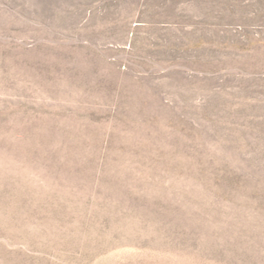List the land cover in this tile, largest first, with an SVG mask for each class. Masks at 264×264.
<instances>
[{
	"label": "rangeland",
	"instance_id": "obj_1",
	"mask_svg": "<svg viewBox=\"0 0 264 264\" xmlns=\"http://www.w3.org/2000/svg\"><path fill=\"white\" fill-rule=\"evenodd\" d=\"M0 264H264V0H0Z\"/></svg>",
	"mask_w": 264,
	"mask_h": 264
}]
</instances>
